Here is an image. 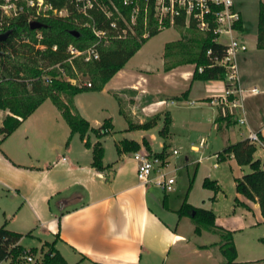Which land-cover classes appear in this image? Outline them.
Segmentation results:
<instances>
[{"label":"crops","instance_id":"1","mask_svg":"<svg viewBox=\"0 0 264 264\" xmlns=\"http://www.w3.org/2000/svg\"><path fill=\"white\" fill-rule=\"evenodd\" d=\"M254 2L258 3L259 0H254ZM250 3L251 0H233V7L240 14L241 31L238 30V36L242 40L245 37L244 18ZM182 28L183 31L189 29L185 26ZM178 40L180 39L172 42ZM257 49L263 50L258 47ZM246 50L239 53L238 58L240 84L246 90L258 85L260 92L244 94L242 109H237L236 113L244 116L245 124H242L238 130L239 138L228 144L245 139L250 132H256L264 143V72L256 68L252 74H245V67H249L250 62L256 56L255 52ZM172 53L171 51L166 53L165 50L163 54V82L160 85H164L165 81L171 85H178L177 76L179 75L178 82L184 81L185 83L183 82V88L178 93L160 92L158 91L160 85L157 86L158 89L156 88L157 92H152L154 85L149 87L148 78L150 70L144 71V74L143 72L135 74L126 71L124 67L112 76L102 90L107 89L115 95L119 100V106L122 100H127L128 112L132 110L131 112L134 113L133 107L139 105L141 112V115L137 117L139 123L152 116L158 115L159 117L163 112L159 111V108L166 105L168 100L170 103H180L189 99L199 102L209 101L210 97L223 93L225 88L223 80L192 79L195 64L181 62L183 60L182 48L176 51V54L180 55L179 59L166 63L167 56L172 57ZM262 61L264 67V58ZM197 84L201 88H197ZM198 89L204 94H196ZM120 94H132L134 100H130L132 96L129 100L122 99ZM74 97L75 109L88 121L89 118L76 105ZM45 100L11 134L3 138L0 144V197L4 196L10 203V200L21 202L18 214L25 206L33 215L31 222L28 221L26 224L27 218L25 220L20 218L17 224L27 229L31 228V224L36 227L40 226L49 234L54 235L55 248L67 264L222 263V254L217 244L220 241L219 235L205 229L199 234L195 233L192 220L188 216L175 215L178 208L169 207L167 192L153 184L139 183L136 176L137 163L133 158L134 152L123 149L121 152L118 151L123 139L134 140L140 144L141 148H145L144 142L146 141L151 150L155 151L152 146L154 135L148 133V129L134 128L141 132L140 139L127 136L114 139L115 153L110 156L106 154L107 144L104 140L105 135L113 132V124L109 117L104 118L96 126L88 121L90 127L94 129L108 121L106 133L101 137L88 131L81 139L78 133L70 134L68 126L69 135L65 134V137L70 140L56 142L57 144L51 143V140H47L51 137L48 125L41 124V122L29 124L32 119L38 120L36 112L39 111L42 116L46 113L45 110L40 111ZM215 108L212 119L208 118L211 126L215 125L217 129L231 126L232 124L227 125L226 121L218 119L220 111L217 107ZM119 112L128 117L127 112L125 113L121 107ZM8 113V110L0 109V128ZM166 116L170 117L167 135L169 137L172 123L169 110L165 111L164 118ZM134 129L128 127L125 130ZM63 135L61 131L60 138ZM2 136L0 132V138ZM201 138L205 139L202 146L200 145ZM37 139H41V142ZM86 141L89 145L85 144ZM97 141H100L104 147L103 165H108L105 169H98L92 165V146ZM38 145L45 146L42 154L35 149ZM193 147L195 149L205 148L206 137L201 136L197 146ZM173 150L169 153L165 152L168 162V156L173 154ZM221 150L215 152L219 160H222L218 156ZM157 152L161 150L154 153ZM225 160L235 161L233 157ZM216 184L219 187L217 191H219L220 186L217 182ZM236 196L238 194L235 191L234 198ZM212 198L215 199V194ZM188 203L201 207L191 202ZM248 204L249 207H243L234 202V205L244 210L233 213L226 219H221L215 214L216 225L234 233L236 229L245 227V219L251 213L254 217L264 221L258 203L248 202ZM155 205L160 211L154 208ZM235 209L236 207L233 208L234 212H236ZM1 211L5 215L6 210ZM2 224L7 225V220ZM6 228L22 234V237L31 232L30 230L22 232L20 228L9 226V224ZM203 236H208L209 241H200ZM20 241L21 239L19 243ZM214 249L217 250L216 254H214Z\"/></svg>","mask_w":264,"mask_h":264},{"label":"trees","instance_id":"2","mask_svg":"<svg viewBox=\"0 0 264 264\" xmlns=\"http://www.w3.org/2000/svg\"><path fill=\"white\" fill-rule=\"evenodd\" d=\"M111 1L117 5L120 14L129 21L135 2L123 5L122 0H102L108 8H112ZM153 1H137L139 11L134 25V34L128 33L125 38H111L108 44L98 47V59L87 62L80 58L69 61L67 47L73 44L83 49L96 41L91 28L83 25L87 21L93 20L98 27H108L111 19L107 18L97 6L90 9L91 19L77 13L71 5H68L67 17L40 16L36 19L40 23L37 29L30 27L29 12H24L11 20L10 25L5 29L10 31L9 35L5 40L0 41V109L9 111L0 128L3 135L0 138V144L3 138L11 134L47 98L60 111L70 128V134L78 133L81 139L88 131H92L98 137L103 136L106 133L108 121L99 128H91L88 121L75 109L73 97L82 92L100 91L130 57L150 37L159 32L157 21L153 17ZM51 3L55 7H62L67 4V0H51ZM145 15L146 24L144 23ZM240 22L241 20L237 22L236 28L241 31ZM118 23L121 27L125 26L121 17ZM169 26L167 23L166 27ZM174 26L184 27L183 15L175 18ZM195 30L197 29L194 25H191L189 29L182 32L180 40L167 43L165 49H170L174 45L182 48L181 62L195 64L192 79L224 81V68L220 65H211L215 54H223L222 45L211 41L210 33L196 34ZM38 31L41 32L40 39L36 37ZM72 31L75 32L72 33ZM145 33L147 35H144ZM256 46L264 49V0L258 2ZM208 49L211 50L209 55L206 54ZM186 59L187 61H184ZM48 67L52 68L47 69ZM61 69L70 77H74L75 72L87 75L90 86L73 84L67 79L60 78ZM218 119L226 121L227 125L236 122L232 114L222 115L219 112ZM152 125L150 121H145L136 125V128L148 129ZM169 125L170 117L166 116L159 130L161 136L168 135ZM144 143L145 149L151 153L148 142ZM85 144L89 145L87 141ZM140 148V144L136 141L123 139L118 151L121 152L123 149L135 152ZM255 151L256 144L245 138L228 144L218 153V156L222 160L233 157L238 165L249 166L251 170L249 173L235 178V191L238 196L234 198V201L243 207H249L248 202L258 203L264 220V160L255 158ZM155 154L165 158V145L161 152ZM103 156L104 147L100 141H97L92 146V165L98 169L107 168L108 165H103ZM203 186L215 192L219 188L215 180L208 178L204 179ZM176 212L179 216H188L192 220L195 233L199 234L203 229L217 233L220 237L217 244L223 256L221 264L235 263L237 252L233 232L216 225L213 210L195 207L184 200ZM21 237L22 234L7 229L5 224L0 225V262L7 258L24 256L25 250L19 243ZM44 245L48 250L43 253L40 264H67L55 248L54 241L45 242ZM22 260L23 258L19 261Z\"/></svg>","mask_w":264,"mask_h":264},{"label":"rangeland","instance_id":"3","mask_svg":"<svg viewBox=\"0 0 264 264\" xmlns=\"http://www.w3.org/2000/svg\"><path fill=\"white\" fill-rule=\"evenodd\" d=\"M99 1L103 8L107 10V4L103 3L102 0ZM136 4L137 5L134 6L135 9L134 7L132 9L131 15L133 14L137 20L139 5L138 2ZM51 17L57 16L52 15ZM257 18L258 3L254 2V0H251L248 11L244 18L245 37L243 38L247 48L246 51L255 52L256 56L250 62L249 67H245V74H252L253 70L255 71L256 68H259L264 72V67L262 65L264 49L258 50L255 46ZM76 21L79 22L77 19ZM83 25H86V23ZM182 32L183 28H178L176 26H169L159 30L157 34L150 37L147 42L144 43L133 56L130 57L123 67L126 69V71L135 74L142 72L144 74V71L150 70L151 73L148 75L149 87L154 85L152 92H157V86L163 82V54L166 50V44L177 39H181ZM194 32L196 34H201L199 30H195ZM38 33L41 32L38 31L37 34ZM130 34L134 33L131 32ZM179 49L181 48L174 45L170 49L166 50V53H169L170 51L172 53L175 51L174 54L172 53V57L167 56L168 60L166 63H170L174 59L180 58V55L176 54V51ZM241 52L242 51L238 52L237 63L239 53ZM50 68L52 67H48L47 69ZM59 77L62 79L70 78L73 84L77 85H83L89 81V77L87 75L75 72L74 77H70L63 69H61ZM177 78L178 85H171L169 82L165 81L164 85L159 86L158 91H162L167 94L178 93L183 88L182 84L185 82H178L180 79L179 75ZM251 87H256L260 92L258 85ZM197 88L201 87L198 85ZM196 94L204 93L198 89ZM120 96L122 99L128 100L129 97L132 96L130 100H134V96L132 94H120ZM74 100L79 109L89 118L88 121L91 125L96 126L98 123H101L104 118L108 117L110 121H112L113 132L104 136V140L107 144V156L113 155L115 153L114 139L116 140L118 138H124V136L140 139L141 132L137 129H134L136 128V125L141 124L138 122L139 119L137 118L139 115H141L139 105L133 107L134 113L131 112L132 110L128 112V107L126 104L127 100H122L121 105L119 106V100L107 89H101L100 91L92 92H82L77 94L74 97ZM137 103L140 104V102ZM120 107L125 113L127 112L128 117L123 116L119 112ZM40 109V111L45 110L46 113L42 116L40 115L39 111L36 112L38 120L31 118L32 120H30L31 122H29V124H37L41 122V124L45 123V125H48L49 130L51 131V137L47 140H51V143L54 142L57 144L63 140V142L66 140L69 141L70 139L65 137V134L69 135L68 125L53 102L50 99H46L45 103ZM164 110H169L172 116L169 137H163L159 134V130L162 128L164 123ZM159 111H163L159 117H157L158 115L152 116L151 118L143 120V122L150 121V123H153V125L148 128L147 132L154 135L152 146L155 151L162 150L163 145H165V152L169 153L173 149L177 150L178 152L176 155L171 154L168 156L169 162L165 168L168 176L175 177L173 189L170 192H167L169 197V207L179 209L183 201L186 200L197 206H201L202 208L212 209L213 212L221 219L229 218L233 215V213H239L238 211L240 210L243 211L244 209H242L240 206L234 205V178L240 177L245 173H249L251 170L249 166H240L234 160H219L215 155V152L221 150L223 146L239 138L237 133L239 128L242 127V124L236 120V122L231 126L223 127L222 129H217L215 125L211 126V122L208 118L212 119L216 108L210 106L209 102L206 100L199 102L189 99L180 103H170L168 100L166 105H163L159 108ZM240 116V114L238 115L236 113L234 117L237 119ZM128 127L133 128L134 130H125ZM61 131L64 135L60 138ZM201 136L206 137V147L203 149H195L193 146H197ZM37 140L41 142V139ZM43 147L45 146L38 145L35 147V149L39 154H42L44 151ZM255 158H259L261 160L264 159V151L262 146L259 144L256 145ZM205 178L216 180L220 186V190L215 192L210 188L204 187L203 181ZM214 194L215 199L212 198ZM10 201L11 203L4 196L0 197V225L4 223L5 220H7L6 226L9 224V226L20 228L22 232H27V230H30L31 232L29 234H24L20 241V244L25 250L24 256H18L14 259L7 258L1 261L0 264H40L43 253L48 250L44 244L46 241L52 242L54 240V235L49 234L40 226L36 227L35 225L32 226L31 224V228L29 227L30 229H27L17 224V221L20 218H22V220L27 218V221H25L26 224L28 221L31 222L33 215L31 214L29 208L25 206L18 214L19 208L21 207V202H15L12 200ZM151 204L153 203L151 202ZM235 207L236 212L233 211V208ZM154 208L157 211H160L156 205ZM3 209L6 210L5 215L2 214L1 210ZM174 214L177 215L176 212ZM13 215L15 220H13ZM245 222V227L242 229H236V231L233 233L234 244L237 249V256L235 260L238 263L250 261H259L264 263V221L259 220L256 216L254 217L251 213L249 216H247ZM200 241L208 242L209 238L208 236H203ZM214 251V254H216L217 250L214 249ZM29 255H31L33 258V261L31 262L26 260L27 256ZM21 258H23V260L20 262L19 260Z\"/></svg>","mask_w":264,"mask_h":264},{"label":"built area","instance_id":"4","mask_svg":"<svg viewBox=\"0 0 264 264\" xmlns=\"http://www.w3.org/2000/svg\"><path fill=\"white\" fill-rule=\"evenodd\" d=\"M137 5L138 0H122L123 5L132 2ZM148 0H145L147 2ZM68 5L79 14L92 19L90 9L97 6L102 10L110 22L107 28L98 27L95 22L87 21L96 36V41L86 48H78L70 44L67 47L68 60L80 58L83 61H92L98 59L100 45H106L111 38H125L128 33H134V25L136 17L133 14L130 20H126L119 12L117 5L111 1L112 8L104 9L99 0H67V4L62 7H55L51 0H0V33L10 25L11 20L18 17L24 12H29L28 21L36 20L40 16H57L67 17L69 15ZM219 6V7H218ZM135 9V7H134ZM137 11V10H134ZM146 14V8L144 9ZM180 15L184 16V26L194 27L201 33L211 34V41L217 42L223 47V54H215L212 58L211 65H220L225 70V88L223 93L209 98V104L219 109L222 115L232 114L235 116L237 109H242V99L245 93L257 94L259 91L256 87L248 90L244 89L240 84L239 67L237 63V55L239 51H245L246 45L244 40L238 36L236 24L240 21V14L233 7V0H154L153 1V17L157 21V29L161 30L167 26L175 25V18ZM122 18L124 25L119 26L118 19ZM146 24V15L144 16ZM144 35H147L145 33ZM38 39L41 34L36 35ZM211 50L208 49L206 54L209 55ZM201 70V67H199ZM70 82L71 79L67 78ZM73 83V82H72ZM85 85L90 86V82ZM240 124H245V118L241 115L237 118ZM250 142L259 144L264 148V143L256 132H250L246 137ZM205 142L201 138L200 145ZM177 150H173L176 154ZM136 160V176L140 184H153L162 191L169 192L173 189L175 183L174 176H168L165 171L168 161L154 152H148L145 148H141L133 153ZM28 262L33 261L31 255L27 256ZM233 264H264L259 261H250L245 263L235 262Z\"/></svg>","mask_w":264,"mask_h":264},{"label":"water","instance_id":"5","mask_svg":"<svg viewBox=\"0 0 264 264\" xmlns=\"http://www.w3.org/2000/svg\"><path fill=\"white\" fill-rule=\"evenodd\" d=\"M30 27L32 29H37L40 27V23L37 21V20H32L30 21ZM75 31H72V33H74ZM10 31L9 30H6L2 33H0V41H3L7 38V36L9 35ZM78 35V32L76 33Z\"/></svg>","mask_w":264,"mask_h":264}]
</instances>
